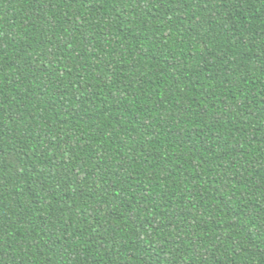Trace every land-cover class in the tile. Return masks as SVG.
Instances as JSON below:
<instances>
[{
  "label": "trees",
  "instance_id": "obj_1",
  "mask_svg": "<svg viewBox=\"0 0 264 264\" xmlns=\"http://www.w3.org/2000/svg\"><path fill=\"white\" fill-rule=\"evenodd\" d=\"M0 264H264V0H0Z\"/></svg>",
  "mask_w": 264,
  "mask_h": 264
}]
</instances>
